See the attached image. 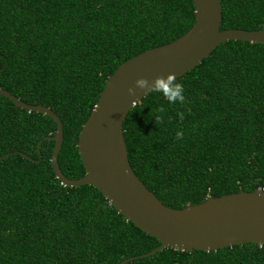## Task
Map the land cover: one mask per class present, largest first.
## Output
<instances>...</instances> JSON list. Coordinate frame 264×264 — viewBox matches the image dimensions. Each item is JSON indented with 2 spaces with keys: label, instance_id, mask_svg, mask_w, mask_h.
I'll use <instances>...</instances> for the list:
<instances>
[{
  "label": "trees",
  "instance_id": "1",
  "mask_svg": "<svg viewBox=\"0 0 264 264\" xmlns=\"http://www.w3.org/2000/svg\"><path fill=\"white\" fill-rule=\"evenodd\" d=\"M222 5L221 30L264 29V0ZM195 18L192 0H0V89L58 115L59 166L81 179L79 137L108 79L131 58L184 36ZM176 80L183 106L150 93L127 116L135 174L179 210L210 195L264 190V43L221 44ZM160 106L166 111L157 127L149 113ZM56 132L51 117L0 96V264H121L161 246L96 187L57 179L55 141L46 139ZM127 264H264V245L168 248Z\"/></svg>",
  "mask_w": 264,
  "mask_h": 264
},
{
  "label": "water",
  "instance_id": "2",
  "mask_svg": "<svg viewBox=\"0 0 264 264\" xmlns=\"http://www.w3.org/2000/svg\"><path fill=\"white\" fill-rule=\"evenodd\" d=\"M192 1L195 24L184 36L131 58L108 79L79 137V153L86 169L81 179H69L59 166L64 127L58 115L48 107L28 105L0 89V96L16 106L43 113L56 122L55 136L46 139L55 141L52 165L57 179L65 187H96L128 221L161 241V246L140 256L143 258L168 248L193 253L247 243L264 245V193H260L263 189L217 198L210 195L201 204L172 209L147 188L130 164L124 123L129 112L146 97L139 89L137 96L128 95L127 89L133 87L137 79L143 77L152 81L158 76L166 78L168 74H174L176 79L182 77L200 65L219 45L230 41L264 43V29L221 30L222 0ZM133 100L138 102L132 106ZM38 152H41V144ZM140 257L128 258L121 264Z\"/></svg>",
  "mask_w": 264,
  "mask_h": 264
},
{
  "label": "clouds",
  "instance_id": "3",
  "mask_svg": "<svg viewBox=\"0 0 264 264\" xmlns=\"http://www.w3.org/2000/svg\"><path fill=\"white\" fill-rule=\"evenodd\" d=\"M137 89L145 92L143 97L147 96L149 93L160 94L169 105L180 104L183 106L186 103L184 86L183 84L177 82L176 76L174 74H168L166 78L163 76H158L152 81L141 77L135 81L133 87H129L127 89L128 95L132 97L137 96ZM136 102L138 101L133 100L132 106ZM165 111V108L160 106L156 108L154 112L149 113L150 116H155V123L157 127H159L164 122L163 114ZM177 116L181 122L185 119L184 112H178ZM184 135L185 134L183 130H178L175 134V138L177 141H182L184 139Z\"/></svg>",
  "mask_w": 264,
  "mask_h": 264
}]
</instances>
